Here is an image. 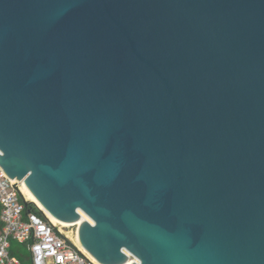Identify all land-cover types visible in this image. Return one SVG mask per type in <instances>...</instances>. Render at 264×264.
<instances>
[{
  "label": "water",
  "instance_id": "obj_1",
  "mask_svg": "<svg viewBox=\"0 0 264 264\" xmlns=\"http://www.w3.org/2000/svg\"><path fill=\"white\" fill-rule=\"evenodd\" d=\"M0 167L100 264H264V0H0Z\"/></svg>",
  "mask_w": 264,
  "mask_h": 264
},
{
  "label": "built area",
  "instance_id": "obj_2",
  "mask_svg": "<svg viewBox=\"0 0 264 264\" xmlns=\"http://www.w3.org/2000/svg\"><path fill=\"white\" fill-rule=\"evenodd\" d=\"M20 183L0 167V264H24L26 257L30 264H94L30 203Z\"/></svg>",
  "mask_w": 264,
  "mask_h": 264
},
{
  "label": "bare ground",
  "instance_id": "obj_3",
  "mask_svg": "<svg viewBox=\"0 0 264 264\" xmlns=\"http://www.w3.org/2000/svg\"><path fill=\"white\" fill-rule=\"evenodd\" d=\"M20 190L21 192L25 195V197L27 199H29L30 201H32L39 209H41L43 211V213L46 215V217L54 224L59 225L60 230L65 233L67 235V237L70 238V240L74 243V245H76L78 247L79 250L82 251V253H84V255H86V257L88 259H90L91 262H93L94 264H100L98 263L94 257H92L80 244L78 237H77V232L74 231L73 233H71L70 231L67 230V228L71 227V226H75L77 227V223H66L63 221H60L56 218H54L52 215H50L49 213H47V211L44 210V208L40 205V203L35 199V197L32 195V193L28 190V188L25 186V184L22 182L20 183ZM83 217H85L82 214ZM66 229V230H65ZM126 264H130V262H127Z\"/></svg>",
  "mask_w": 264,
  "mask_h": 264
},
{
  "label": "rangeland",
  "instance_id": "obj_4",
  "mask_svg": "<svg viewBox=\"0 0 264 264\" xmlns=\"http://www.w3.org/2000/svg\"><path fill=\"white\" fill-rule=\"evenodd\" d=\"M65 230H66V229H65ZM67 230L70 231L71 233H73L74 231L77 230V227H75V226H71V227L67 228ZM65 235H66V234H65ZM25 264H30L29 259H28L27 257L25 258Z\"/></svg>",
  "mask_w": 264,
  "mask_h": 264
},
{
  "label": "trees",
  "instance_id": "obj_5",
  "mask_svg": "<svg viewBox=\"0 0 264 264\" xmlns=\"http://www.w3.org/2000/svg\"><path fill=\"white\" fill-rule=\"evenodd\" d=\"M34 208H35V207H34ZM14 247L16 248L17 246H16V245H13V246H12V249H11V250H12V252H14ZM19 255H20V254H19ZM20 256H21V255H20ZM20 258H21V257H20ZM21 260H22V261L24 262V264H25V260H24V259H22V258H21Z\"/></svg>",
  "mask_w": 264,
  "mask_h": 264
}]
</instances>
